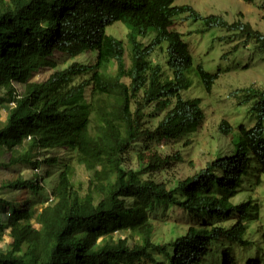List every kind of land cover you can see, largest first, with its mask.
I'll return each mask as SVG.
<instances>
[{
  "label": "trees",
  "instance_id": "16d2710c",
  "mask_svg": "<svg viewBox=\"0 0 264 264\" xmlns=\"http://www.w3.org/2000/svg\"><path fill=\"white\" fill-rule=\"evenodd\" d=\"M175 2L0 0V92L4 93L0 105H12L0 126V154L10 152L0 169L21 164L36 171L43 165L49 168L42 176L8 181L4 189L38 196L54 174L50 169L62 166L48 203L40 209L38 227L33 223L37 201L26 200L15 207L0 198V205L11 210L7 221L0 223V237L8 229L12 238L5 250L0 249V264H207L212 257L221 260L218 264H236L233 246L252 245L245 238L244 220L257 214L255 206L232 199L248 181L254 178L260 184L264 175V90H243L242 103H254L251 110L257 122L252 128H237L231 153L218 155L174 188L151 175L173 160L181 161L180 154L159 156L153 164L137 169L125 166L135 144L176 141L198 132L205 122L201 99H185L183 92L192 86L191 74L207 93L218 75L202 65L195 67L184 34L172 28L175 17L188 14L204 21L202 33L215 27L238 30L264 46V35L248 23L229 24L221 16H202L193 7L175 6ZM116 22L129 29V67L125 42L107 34ZM149 36L152 41L144 45L140 38ZM164 43L173 77H164L162 66L149 60L155 47ZM88 52L96 54L93 65L74 62L58 69L60 59ZM114 62L117 68L112 73ZM42 69L52 73L35 81ZM15 84L23 87L21 94ZM151 106L164 114L154 129L146 126V109ZM229 127L223 121L220 130L229 134ZM24 145L23 151L17 149ZM55 151L66 155L55 156ZM75 164L91 173L86 193L73 184ZM156 204L172 210L175 220L189 222L186 232L169 242L156 241L150 216ZM234 218L231 226H225ZM120 231L129 232L133 244L128 236L114 238ZM247 264H264V252Z\"/></svg>",
  "mask_w": 264,
  "mask_h": 264
},
{
  "label": "rangeland",
  "instance_id": "374dc122",
  "mask_svg": "<svg viewBox=\"0 0 264 264\" xmlns=\"http://www.w3.org/2000/svg\"><path fill=\"white\" fill-rule=\"evenodd\" d=\"M175 6L188 5L197 10L202 16L218 15L224 18L229 24L236 21L250 24L253 31H258L264 35V0H176ZM173 29L184 34V41L189 45L194 58V65H202L203 68L212 74H217L218 79L211 92L207 93L203 85L195 77L194 74L189 76L192 86L189 90L183 92L185 99L200 98L206 119L202 128L191 135L181 137L176 141H153L137 143L131 151L126 155L125 166L129 169H137L141 164H153L159 156H174L180 154L181 161H171L172 163L151 175L156 182L165 185L167 188H174L177 182L194 176L200 170L205 169L218 155L226 156L232 151V146L236 141L237 128L245 125L252 128L257 122V116L252 112L253 102L243 104L244 89L254 87L264 90V46L258 43L254 38L242 34L238 30H229L225 28L215 27L205 33V23L202 20L195 21L188 14L179 15L173 20ZM129 29L121 22H116L107 28V34L117 39L123 40L126 46L125 62L127 67L131 65L130 52L128 46ZM153 36L146 38L141 37L140 41L144 45H149ZM149 60L154 65H161L164 71V77H173L174 71L168 65L169 56L167 53V44L161 47L156 46ZM96 61V54L93 52L85 53L77 58H63L59 60L58 69L67 68L74 62L83 65H93ZM116 63L111 64V72L115 73ZM51 70L42 69L40 74L34 79L42 81L49 77ZM83 78L78 79L81 82ZM16 91L21 94L23 87L14 85ZM91 87H86L85 97L89 99ZM0 92V98L3 97ZM11 104L4 103L0 105V126L6 118V113ZM147 119L146 126L154 129L162 120L164 114L153 110V107L146 109ZM226 121L231 128L229 134H223L220 125ZM21 151L25 149V145L17 148ZM50 151L45 152L46 155ZM55 156H65L64 151H55ZM10 156L9 151L0 154V162H8ZM61 163V162H60ZM76 168L73 177L75 188L86 193L91 173L85 167L74 165ZM62 166L58 165L50 169L54 174L48 177L44 184L45 192L34 196L27 190H11L4 189L6 182L15 180L19 177L30 178L37 174L42 176L47 168L46 165L36 171L33 166L21 164L18 167H10L9 169H0V198L13 203L15 207H19L26 200L37 201L36 215L33 223L40 215V209L44 204L48 203L53 185L57 181V176ZM150 177L148 175L145 176ZM253 178L248 181L243 191L235 198L233 203L250 201L255 206L252 218L244 220L247 226L245 238L252 242L249 247L233 246L236 264H247L248 260L255 258L257 254L264 252V175L261 177V183H255ZM42 203L38 204V203ZM11 210L0 205V223H5L9 217ZM172 210L162 209L160 204H156L151 210V220L156 225L155 240L160 242H169L176 237L184 234L188 228L189 222L186 220H175L171 216ZM182 213H178L180 216ZM237 218L225 223V226H231ZM114 238H126L128 236L130 244H133L134 238L127 231L116 232ZM12 241L10 230L6 229L0 237V249L5 250ZM228 243H225L227 246ZM216 244L215 247H218ZM161 261H166L163 256H156ZM221 260L212 257L207 264H218Z\"/></svg>",
  "mask_w": 264,
  "mask_h": 264
}]
</instances>
